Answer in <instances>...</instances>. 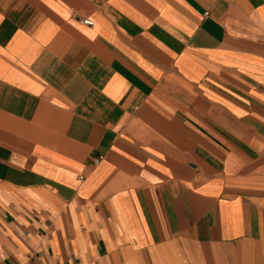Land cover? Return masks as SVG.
<instances>
[{
    "label": "crops",
    "instance_id": "obj_1",
    "mask_svg": "<svg viewBox=\"0 0 264 264\" xmlns=\"http://www.w3.org/2000/svg\"><path fill=\"white\" fill-rule=\"evenodd\" d=\"M263 159L264 0H0V264H264Z\"/></svg>",
    "mask_w": 264,
    "mask_h": 264
},
{
    "label": "rangeland",
    "instance_id": "obj_2",
    "mask_svg": "<svg viewBox=\"0 0 264 264\" xmlns=\"http://www.w3.org/2000/svg\"><path fill=\"white\" fill-rule=\"evenodd\" d=\"M262 163L264 165V159L262 160ZM258 166V164L256 165ZM254 166L252 168L254 169ZM254 174L255 177L251 179H246L250 180L248 183H245L244 185L241 186V190L248 196L259 198L260 204L262 206L263 212H262V217L264 220V166L262 168H255L254 169ZM244 173H248L245 171Z\"/></svg>",
    "mask_w": 264,
    "mask_h": 264
},
{
    "label": "built area",
    "instance_id": "obj_3",
    "mask_svg": "<svg viewBox=\"0 0 264 264\" xmlns=\"http://www.w3.org/2000/svg\"><path fill=\"white\" fill-rule=\"evenodd\" d=\"M83 24L86 26H89V27L93 26V23L90 20L83 21ZM98 162H99V160H96V163H98Z\"/></svg>",
    "mask_w": 264,
    "mask_h": 264
}]
</instances>
